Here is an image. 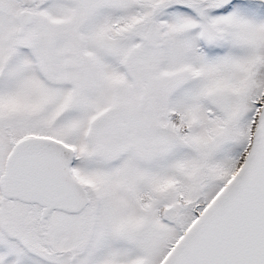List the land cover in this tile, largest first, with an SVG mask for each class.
<instances>
[{
  "label": "snow or ice",
  "instance_id": "snow-or-ice-1",
  "mask_svg": "<svg viewBox=\"0 0 264 264\" xmlns=\"http://www.w3.org/2000/svg\"><path fill=\"white\" fill-rule=\"evenodd\" d=\"M0 264H264V0H0Z\"/></svg>",
  "mask_w": 264,
  "mask_h": 264
}]
</instances>
